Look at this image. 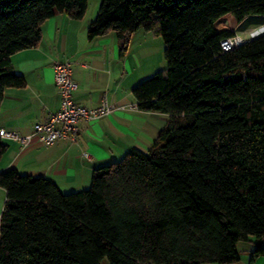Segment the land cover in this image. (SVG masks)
<instances>
[{"label": "trees", "instance_id": "trees-1", "mask_svg": "<svg viewBox=\"0 0 264 264\" xmlns=\"http://www.w3.org/2000/svg\"><path fill=\"white\" fill-rule=\"evenodd\" d=\"M88 0H0V103L23 87L10 61L57 13ZM264 0H100L87 37L113 32L122 54L139 30L160 35L165 68L136 83L137 108L168 115L148 150L93 169L88 187L0 172V264H227L239 241L264 255V32L229 50ZM7 144L0 138V157ZM251 258V259H252Z\"/></svg>", "mask_w": 264, "mask_h": 264}, {"label": "crops", "instance_id": "crops-1", "mask_svg": "<svg viewBox=\"0 0 264 264\" xmlns=\"http://www.w3.org/2000/svg\"><path fill=\"white\" fill-rule=\"evenodd\" d=\"M96 13L95 8L86 9L81 19L57 13L42 22L34 46L11 54L12 68L23 75L25 85L5 88L0 129L31 135L34 123L45 121L58 109L60 97L52 69L56 62H68L72 67L77 83L75 103L92 108L105 99L116 108L98 119L80 120L76 140L65 138L48 144L32 136L23 145L3 139L7 150L0 157V172L16 168L23 174L49 178L62 192L79 190L89 186L94 168L120 159L133 147L148 150L165 126L167 114L138 109L131 94L136 83L159 69L152 57L153 52L162 50L163 43L150 31L139 29L121 54L113 32L87 37ZM4 201L5 190L0 187V214ZM253 248L251 240L239 241L238 260L227 264H264V255L251 257Z\"/></svg>", "mask_w": 264, "mask_h": 264}, {"label": "built area", "instance_id": "built-area-1", "mask_svg": "<svg viewBox=\"0 0 264 264\" xmlns=\"http://www.w3.org/2000/svg\"><path fill=\"white\" fill-rule=\"evenodd\" d=\"M243 41L245 40L234 34L232 37L223 39L220 46L223 50H229ZM52 69L53 82L60 97L58 109L50 113L45 121L34 123L31 135L0 129V138L13 139L23 145L27 144L32 136H36L48 144L65 138L76 140L79 134L78 122L80 120H95L111 113L116 108L105 99H102L98 106L92 108L78 105L73 100V92L77 88V83L73 78L71 65L68 62H56Z\"/></svg>", "mask_w": 264, "mask_h": 264}, {"label": "rangeland", "instance_id": "rangeland-1", "mask_svg": "<svg viewBox=\"0 0 264 264\" xmlns=\"http://www.w3.org/2000/svg\"><path fill=\"white\" fill-rule=\"evenodd\" d=\"M95 1H97V0H88V6H87L88 11H92L93 8H95V10L96 9L98 10L100 0H99V3H95ZM95 16H96V14H95ZM262 20H264V16H249L246 19H244L243 21H241V23H239L235 28H231L226 19H220L216 23V26L219 29H229V30L231 29L234 32V34H236L238 37H240L243 40H247V39L251 38L252 36H255L261 32H264V23H260V22H262ZM143 31H145V30H143ZM152 36L155 37V39L157 37L158 42L163 43V40H162L160 35L152 34ZM154 45L156 46L155 40H154ZM161 47H162V50L158 51V53H156V54L153 52V57H152L154 62H156V63L158 62V65H156V66L159 69H157V70L164 69L165 65H166V62H165L164 56H163L164 44H163V46L161 45ZM153 73H151V74L149 73L150 75H148V77L151 76ZM105 264H106V262H105Z\"/></svg>", "mask_w": 264, "mask_h": 264}]
</instances>
